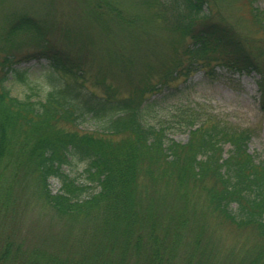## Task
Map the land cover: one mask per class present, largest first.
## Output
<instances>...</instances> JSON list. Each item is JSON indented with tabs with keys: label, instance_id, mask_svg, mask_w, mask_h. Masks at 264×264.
<instances>
[{
	"label": "trees",
	"instance_id": "obj_1",
	"mask_svg": "<svg viewBox=\"0 0 264 264\" xmlns=\"http://www.w3.org/2000/svg\"><path fill=\"white\" fill-rule=\"evenodd\" d=\"M255 2L251 22L261 37L252 40L216 18L210 0H149L152 18L185 43L127 91L106 75L89 82L82 52L56 46L45 21L9 13L0 33V264H223L204 248L209 218L257 239V250L224 264H264V160L249 150L254 131L185 93L197 72L255 75L264 109V9ZM92 5L105 28H138L117 2ZM22 34L35 47L16 56L7 44ZM66 37L95 46L71 30ZM31 59L47 61L50 85L36 98L16 97L7 82L26 80L16 65ZM175 127L187 142L171 136ZM26 189L52 230L16 225ZM187 232L192 239H182Z\"/></svg>",
	"mask_w": 264,
	"mask_h": 264
},
{
	"label": "rangeland",
	"instance_id": "obj_2",
	"mask_svg": "<svg viewBox=\"0 0 264 264\" xmlns=\"http://www.w3.org/2000/svg\"><path fill=\"white\" fill-rule=\"evenodd\" d=\"M94 0H2L0 2V33L7 29L9 13L15 9V14H28L45 23L51 28V38L56 46L82 52L88 79L91 76L106 75L107 79L118 80L124 91L128 85L138 82L146 71H161L165 69L174 50L182 49L185 40L177 33H171L163 28L152 16L156 8L148 7L149 0H112L117 2L134 19L138 28L121 29L116 23L102 25L93 10ZM213 15L221 17L234 24L243 34L252 40L259 39L251 22L249 0H210ZM255 4L264 9V0ZM4 8V10H3ZM3 10V11H2ZM71 30L78 39L88 37L95 46L82 43H70L66 32ZM146 32V34H143ZM16 56L30 53L35 47V39L30 34H22L15 42L8 43ZM75 52V53H77ZM120 59V61H117ZM112 63H111V62ZM21 72L27 71L26 80H19L12 75L7 82L12 94L19 98L32 95L36 98L41 89L48 87L47 74L49 66L45 59H31L16 65ZM221 75L211 78L203 72H197L189 78L185 91L190 100L205 103L209 110L221 117L243 127H250L254 135L249 143V150L264 160V109L257 103V87L255 75H232L225 70H219ZM177 81L174 85L178 84ZM88 82V84H89ZM170 105V104H169ZM91 128V126L86 125ZM171 136L177 141L187 142L189 133L177 127L170 129ZM229 147L226 146L227 150ZM50 186L53 192L59 190L60 183L51 178ZM30 191L22 192L19 207L20 217L15 223L21 230L40 233L52 230L51 216H47L37 206H32ZM171 198V197H170ZM56 222V221H55ZM205 239L210 241L204 248L208 252L219 255L217 262L226 263L231 256L249 255L257 250V239L251 230H239L218 219L209 218ZM4 226V225H3ZM1 227V226H0ZM60 228H62L60 226ZM56 229V228H55ZM58 231V230H55ZM193 232L182 234V239H192Z\"/></svg>",
	"mask_w": 264,
	"mask_h": 264
}]
</instances>
